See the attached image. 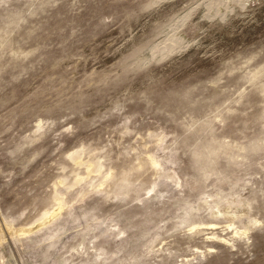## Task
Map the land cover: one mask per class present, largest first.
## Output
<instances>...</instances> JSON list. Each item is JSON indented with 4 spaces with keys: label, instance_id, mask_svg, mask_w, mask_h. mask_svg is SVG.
<instances>
[{
    "label": "rangeland",
    "instance_id": "obj_1",
    "mask_svg": "<svg viewBox=\"0 0 264 264\" xmlns=\"http://www.w3.org/2000/svg\"><path fill=\"white\" fill-rule=\"evenodd\" d=\"M0 264H264V0H0Z\"/></svg>",
    "mask_w": 264,
    "mask_h": 264
}]
</instances>
